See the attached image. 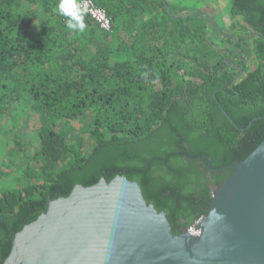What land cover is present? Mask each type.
<instances>
[{
  "label": "trees",
  "instance_id": "1",
  "mask_svg": "<svg viewBox=\"0 0 264 264\" xmlns=\"http://www.w3.org/2000/svg\"><path fill=\"white\" fill-rule=\"evenodd\" d=\"M92 1L110 29L90 12L69 29L60 0H0V264L49 199L117 174L181 233L264 139V0H230L228 28L172 0ZM18 105L34 143L5 128Z\"/></svg>",
  "mask_w": 264,
  "mask_h": 264
},
{
  "label": "water",
  "instance_id": "2",
  "mask_svg": "<svg viewBox=\"0 0 264 264\" xmlns=\"http://www.w3.org/2000/svg\"><path fill=\"white\" fill-rule=\"evenodd\" d=\"M222 167L234 170L215 185L196 233H175L139 182L117 174L49 199L12 237L4 264H264V139Z\"/></svg>",
  "mask_w": 264,
  "mask_h": 264
},
{
  "label": "rangeland",
  "instance_id": "3",
  "mask_svg": "<svg viewBox=\"0 0 264 264\" xmlns=\"http://www.w3.org/2000/svg\"><path fill=\"white\" fill-rule=\"evenodd\" d=\"M174 2H181V4L187 7L186 10L190 11H202L204 14H209L212 18V21H209L208 24L212 27L213 23H216L221 26H228L232 22V16L229 12L228 5L230 0H172ZM213 15L215 18H213ZM225 28V30L227 29ZM25 107L16 106L13 107L10 113V117L13 115L15 121L11 122L8 125H5L6 129L15 126L19 129V133L22 139H27L30 142L36 141V132L31 126L35 124L34 119L28 120L29 112H26ZM25 112V113H24ZM3 124V123H2ZM76 128L82 129L85 128V122L83 120L76 121ZM12 147V146H11ZM32 149V147L30 148ZM0 157H9V151L3 150L0 146Z\"/></svg>",
  "mask_w": 264,
  "mask_h": 264
},
{
  "label": "clouds",
  "instance_id": "4",
  "mask_svg": "<svg viewBox=\"0 0 264 264\" xmlns=\"http://www.w3.org/2000/svg\"><path fill=\"white\" fill-rule=\"evenodd\" d=\"M58 8L62 15L71 16L73 20L77 22L73 23L72 21H68L67 27L69 29H78L80 31L85 29L84 16L89 11L86 3L81 6L76 0H60Z\"/></svg>",
  "mask_w": 264,
  "mask_h": 264
},
{
  "label": "built area",
  "instance_id": "5",
  "mask_svg": "<svg viewBox=\"0 0 264 264\" xmlns=\"http://www.w3.org/2000/svg\"><path fill=\"white\" fill-rule=\"evenodd\" d=\"M87 4L88 9L91 13V15L100 22L101 26L105 29H110L111 28V22L110 19L107 17L106 12L104 9L99 8L97 5H95V3H93L92 0H81L80 1V5L83 6L84 4ZM189 231L191 233H196L199 231V228L197 226V223L195 222L194 224H192L191 226L188 227Z\"/></svg>",
  "mask_w": 264,
  "mask_h": 264
},
{
  "label": "flooded vegetation",
  "instance_id": "6",
  "mask_svg": "<svg viewBox=\"0 0 264 264\" xmlns=\"http://www.w3.org/2000/svg\"><path fill=\"white\" fill-rule=\"evenodd\" d=\"M229 165V164H228ZM219 168H225V167H219ZM212 187H215L214 185ZM185 227H181V230H183Z\"/></svg>",
  "mask_w": 264,
  "mask_h": 264
}]
</instances>
